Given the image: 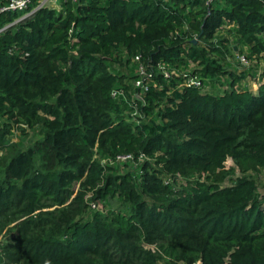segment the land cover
Listing matches in <instances>:
<instances>
[{
    "label": "trees",
    "instance_id": "16d2710c",
    "mask_svg": "<svg viewBox=\"0 0 264 264\" xmlns=\"http://www.w3.org/2000/svg\"><path fill=\"white\" fill-rule=\"evenodd\" d=\"M60 2L0 10V264H264V71L234 60L264 62V0ZM134 57L180 73L140 125L110 96ZM125 154L138 174L101 163Z\"/></svg>",
    "mask_w": 264,
    "mask_h": 264
},
{
    "label": "built area",
    "instance_id": "2783aa9c",
    "mask_svg": "<svg viewBox=\"0 0 264 264\" xmlns=\"http://www.w3.org/2000/svg\"><path fill=\"white\" fill-rule=\"evenodd\" d=\"M31 0H8L0 10H16L21 11L26 7V4ZM45 0H36L38 7L47 6L44 4ZM76 2L77 0H72ZM212 0H205V3L208 5ZM43 2V3H42ZM264 4V3H263ZM48 7V6H47ZM238 64L246 68L248 59L246 54L243 52L241 56L237 59ZM250 61V60H249ZM255 62V61H254ZM130 65L135 67L133 78L126 86H117L114 87L110 96L115 100L119 105L123 104L126 106V110L122 111L119 115L127 119V121L133 123L134 125H140L145 121H148L151 117L147 113L149 112V102L147 101V96L150 94V89L160 90L161 85L154 83V79L158 76L162 77L164 80L171 78H176L180 76V73L176 71L175 68H170L165 63H157L155 65H149L148 68L140 61L139 57H134ZM181 87H196L198 89L204 90L205 87L201 83L200 79L197 76L190 75L180 83L177 88ZM147 109V111H145ZM158 107H153L152 115L157 114ZM124 118V119H125ZM143 160V157L140 156L137 160H134L132 155H117L112 159H102L101 163L111 166L125 165L127 163H133L138 165ZM230 163V165H227ZM226 169L233 166L232 162L229 160L225 163ZM121 168V167H120ZM238 174V172H236ZM171 181L170 177H165L164 182L168 183ZM92 209H97L95 204L91 205ZM194 264H201L200 261H197Z\"/></svg>",
    "mask_w": 264,
    "mask_h": 264
},
{
    "label": "rangeland",
    "instance_id": "374dc122",
    "mask_svg": "<svg viewBox=\"0 0 264 264\" xmlns=\"http://www.w3.org/2000/svg\"><path fill=\"white\" fill-rule=\"evenodd\" d=\"M43 3V2H42ZM44 4L47 5L48 7L54 8V9H59V6L61 4L60 0H45ZM231 44H234L235 41L234 39L230 40ZM241 45L235 46V51H234V60L237 62L238 57L241 56L243 49ZM238 63V62H237ZM238 65V64H237ZM239 69H243L244 66L238 65ZM193 69V67H192ZM246 70H251L254 72L255 69H259L260 73L264 71V62L263 63H257L254 62L253 60H248L247 66L245 68ZM124 73L127 76H130L131 78L133 77L135 67L132 65H128L126 68L123 69ZM130 79V78H129ZM224 83V82H222ZM260 83H264V77L259 75H256L255 78L248 77L246 79V82L243 83V89L244 90H249L251 92H254L257 90V88L260 86ZM223 87L219 88V91L224 90ZM218 90V89H217ZM217 92V91H216ZM2 122V119L0 118V123ZM24 135H19L18 131L15 130L13 132V138H11L10 143L15 147L16 150H23L27 146L34 144L36 141L42 139V133L40 128H35L33 130H25ZM227 165H230L228 163ZM121 167V168H120ZM114 171H116L117 174H122V173H127V172H134L136 174L139 173L138 169L139 166L135 165L133 163H127L125 165H118L114 166ZM258 182H259V192L264 195V175L258 177ZM100 208H102V213H106V211L113 209L114 211H125L126 210V205L121 206V202L114 198L113 200H110L109 204H106V207L103 208L101 205H99ZM11 236V235H10ZM9 236H4L3 239H7Z\"/></svg>",
    "mask_w": 264,
    "mask_h": 264
},
{
    "label": "crops",
    "instance_id": "0c3cea01",
    "mask_svg": "<svg viewBox=\"0 0 264 264\" xmlns=\"http://www.w3.org/2000/svg\"><path fill=\"white\" fill-rule=\"evenodd\" d=\"M261 84H264V83H261ZM261 84H260V85H261Z\"/></svg>",
    "mask_w": 264,
    "mask_h": 264
},
{
    "label": "water",
    "instance_id": "95a60500",
    "mask_svg": "<svg viewBox=\"0 0 264 264\" xmlns=\"http://www.w3.org/2000/svg\"><path fill=\"white\" fill-rule=\"evenodd\" d=\"M194 42V41H193Z\"/></svg>",
    "mask_w": 264,
    "mask_h": 264
}]
</instances>
